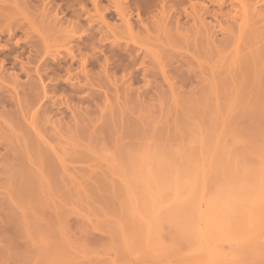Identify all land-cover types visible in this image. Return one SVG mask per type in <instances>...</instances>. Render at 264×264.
<instances>
[{"label":"rangeland","instance_id":"374dc122","mask_svg":"<svg viewBox=\"0 0 264 264\" xmlns=\"http://www.w3.org/2000/svg\"><path fill=\"white\" fill-rule=\"evenodd\" d=\"M88 1L0 0V264H46L50 249H54V246L59 247L60 244H62L60 247L63 249L65 247V250H68L71 256L76 258L75 262L78 261L79 264H144L146 256L143 258V255L137 254L135 251L136 256L132 250L129 251L131 248H125L123 240L121 241L119 234L115 233L118 224L114 221L118 220V209L122 210L124 206L120 205L123 204L120 202L124 201L123 192L133 189L135 193L137 189L131 185L134 183V173L131 172L129 166L133 167L130 163L131 160L126 161L129 159V154L130 156L131 153L133 156L145 155L147 163L151 162L150 169L147 166L151 173L155 168L156 171L158 169L157 163L156 165L153 163L156 161L155 157L158 158L161 155H159L161 149L166 154H171L175 151L182 153L181 150L183 151L185 147L184 151L189 153L188 143H193L194 138L192 140V137L196 136L197 143L198 138L200 137L199 140H201L203 137L204 140L201 141H203L204 150L209 151L208 154L213 151L212 154L210 153L211 155L206 153L211 164L215 159L214 156L217 155L215 152H217L216 149H219L220 144V148H222L224 142L231 145V142L235 141L228 133V128L234 126L233 129H235V124L238 125L235 130L238 131L239 139L242 136L240 141H243L240 143L243 144H239L240 147L237 144L238 149L236 145V148L232 146L236 150H231L239 152L245 146L251 147V145L253 149V147H259L260 143L264 146V110L262 109L263 112H260L261 109L256 110L258 107L264 108V90L262 91L264 83L261 82L264 81V55L263 58L260 55L264 51V0H247L245 3H242L243 0H240L241 2L234 0L235 3L233 0H225L227 5L224 4L226 11L223 10V13L226 16H223L220 9L212 12L211 9H217L219 2L209 3L202 0L203 3L200 0L201 5L210 7L208 11L210 10L212 13H208L207 10L205 12L203 9L204 11H200V17H197L198 13H195L196 16L192 15L194 16V18L191 16L192 19L184 16L176 17L181 21H175L172 19L175 16L172 17L170 14L171 20H168L167 15H165L166 17L163 15V17L159 14L162 17L161 21L159 16L154 18L151 12L149 17L152 18L149 19L146 15L148 10H146V14L142 13L144 11L141 12L142 15L138 14V17L141 15L146 19L141 21V23L145 22L144 26L138 25V20L140 22L137 17L138 11L134 12L136 7L133 6L131 13L133 16L129 15L132 16L133 20H131L134 23L131 22L135 25L132 26L131 23L133 33L131 26L130 30L128 29L129 32L126 24L122 25L123 23L118 21L119 18L111 8L113 12L109 11L111 13L108 15L113 14L107 15V20L110 24L119 23L117 29L113 26L114 24H111L116 34H113L115 31L110 33L111 28L105 30L106 27L103 26L107 23H100L98 18L88 21L94 10L92 9V13L86 10L92 7ZM228 3L230 4L228 5ZM103 4L108 5V2L104 0ZM248 6L249 8H247ZM229 9L230 11H227ZM233 9L237 12L235 13ZM197 11L199 12V10ZM87 12L90 14L88 17L85 14ZM202 17L206 21L204 18L200 19ZM188 19L191 20L186 23L185 20ZM196 19H199V22ZM201 21L203 22L201 23ZM179 22L182 24L180 25ZM196 22L200 24L197 25ZM88 23L89 25H86ZM138 26L145 27L146 30ZM102 27L103 30H101ZM134 27L138 31L142 29L141 32H135L137 30ZM183 27L185 31H182ZM109 37L112 38L109 39ZM89 44L90 47H87ZM127 44L129 45L126 46ZM92 46L94 47L92 48ZM69 47H72L74 51ZM257 57L260 59L258 60ZM44 63L46 64L42 65ZM81 63L86 64L81 65ZM43 66L45 67L43 68ZM251 69L256 72L255 75L258 77H255L254 72L253 76H250ZM39 75L41 76L39 77ZM239 75L242 78L240 80ZM33 76L35 78H32ZM225 77H230L229 81H231L229 82ZM251 77L252 79L247 81ZM252 80L256 85L250 84ZM73 82L78 84L77 89ZM258 84L260 85L257 86ZM222 86V89L218 88ZM231 86L239 91L233 90L232 94L235 96L232 95V98ZM248 86L250 89L247 90ZM254 86L256 89L262 87L259 91H262L263 94L259 95L261 92L258 94V91L252 89ZM228 89L231 90L229 94ZM236 92H238L237 96ZM255 92H257L256 96L253 94ZM252 95L259 97L258 99L263 103L259 104L257 98ZM241 97L245 102L240 101ZM234 98L238 103H234L236 102ZM248 100L249 102H246ZM250 101H254L253 104L258 101L259 105L252 104V106ZM232 104L234 105L232 106ZM254 107H256L255 111ZM249 108L252 109L249 111ZM226 110L235 111V113L231 117L232 112H226ZM236 110L238 111L236 112ZM244 110L250 113L248 114ZM35 112H38V117ZM197 112L198 114H195ZM243 112L246 114L244 117L241 116L244 115ZM253 112L258 115H253ZM215 114L217 120H223V122L217 121L216 124V121L214 122ZM48 116H51V120L48 119ZM186 116L191 121L186 120ZM218 116L220 117L218 118ZM221 116L225 119H221ZM228 116L231 118L229 119ZM33 118L37 120L34 121ZM189 122H193L194 125ZM221 123L225 124L224 128ZM200 125H204V128H201ZM186 126H193L194 131L200 132L198 134L200 136L198 137L197 132L194 131L195 135L190 136L193 129ZM206 126L208 129L205 128ZM210 128L213 130L212 137H214H210L212 139L209 138L212 133ZM226 129L227 131H225ZM233 129L232 131H235ZM217 131H219V135ZM207 133L210 135L208 136ZM226 136H229L231 140H228ZM253 138L257 139V143ZM27 140L28 143L30 142L29 144ZM244 140H247L245 144ZM248 141L251 145L246 143ZM211 143L213 146L208 147L209 150H207V145L209 146ZM38 145L40 146L38 147ZM146 145H148L147 148ZM230 145L228 147L231 148ZM262 145L260 147H263ZM31 146L34 148L31 149ZM169 147L175 150H170ZM197 148L199 147L197 146ZM199 149L201 150V148ZM135 150L138 151V154H135ZM151 150H154L155 154L150 153ZM184 151L183 155H185ZM20 154L21 157L23 155L22 159L20 156L16 157ZM27 154L31 155L27 156ZM168 156L170 157L169 154ZM246 156H244L245 160L248 158L251 163L254 162L253 159H249L250 156ZM29 157L31 158L29 159ZM149 157L152 158V161ZM18 159V166L19 163L22 164L19 167L15 161ZM130 159L132 158L130 157ZM208 164L209 162L206 166L207 170L209 169ZM154 166L156 167L154 168ZM126 168L131 171L127 172ZM16 169L17 171L13 172ZM37 172L39 176L36 175ZM128 173L133 175H128ZM130 176L133 179L128 178ZM26 177H28L27 180ZM22 178L24 181L20 180ZM31 178L32 181L34 180L33 183ZM131 179L133 181L130 183ZM25 180H30L27 184L32 183V187L34 186L35 189L32 187L29 189L33 192L24 188L25 191H28L23 193L22 187H20L21 190L18 188L22 186L21 183H26ZM9 182L10 184H8ZM37 182L41 185L40 187ZM36 188L37 191H35ZM39 188H42L43 192ZM12 196L13 198H11ZM33 198L34 200H32ZM29 208L30 210H28ZM24 209L27 210L24 211ZM21 211L25 212L24 215ZM26 212L28 221L25 217ZM29 222H31L30 225ZM14 235L18 236V239ZM52 243L54 245L51 246ZM262 252L263 255L250 258L252 262L245 260L238 264H249V262L250 264L254 262L255 264H264V251ZM139 256L142 257L139 258Z\"/></svg>","mask_w":264,"mask_h":264},{"label":"bare ground","instance_id":"6f19581e","mask_svg":"<svg viewBox=\"0 0 264 264\" xmlns=\"http://www.w3.org/2000/svg\"><path fill=\"white\" fill-rule=\"evenodd\" d=\"M103 1L104 0H89L88 2H90V5L92 6L90 9H86L88 12H91L92 9L93 10V13L90 15L87 13H85L86 17H88L89 15V18H88V21H93L94 18H98L100 19V23H104L107 25H104L103 27H106L105 30H107L108 28H111V31L110 33H112V31H115V29L119 28L117 26H119V23L115 24V23H111V24H114L113 28H115L114 30L112 29V25L109 23V20H107V15L108 13H111L114 11V13H116V17L119 18L118 21H121V23H123L122 25H125L127 27V30L129 29L130 30V26H131V23L133 22L132 20V10H133V6L134 8L136 7V10L134 12H137V17H138V14H140L142 11H146L148 12L146 14V12H142L143 14H146L147 15V18L149 17L150 12L152 13V16L155 18V17H160L159 14H161V16H165L167 15V18L168 20L170 19L171 20V16H175V18L173 17L172 19H175V21L177 20L176 17H179V16H184V17H187V18H190L192 15L196 16L195 13H198L199 15H197V17H200V11H202L203 9L205 10V12L208 11V6L207 5H201V2H203L201 0H106L108 2V5H104L103 4ZM204 1H208L209 3H218V6H217V9H211L212 12L213 10L215 11H222V14L223 16H226L224 15L223 13V10H225V5H227V3L225 2V0L223 1H216V0H204ZM240 1V0H238ZM251 1V0H249ZM253 1V0H252ZM223 2V3H222ZM225 2V3H224ZM234 2V0H233ZM241 2V1H240ZM239 2V3H240ZM247 2V0H243L242 3H245ZM257 2V1H255ZM204 3V2H203ZM232 3V2H231ZM235 3V2H234ZM241 3V4H242ZM251 3V2H250ZM230 3H228L229 5ZM237 4V3H236ZM255 4V3H254ZM217 5V4H216ZM240 5V4H239ZM246 5V4H245ZM248 5V4H247ZM246 5V6H247ZM236 6V5H235ZM241 6V5H240ZM243 6V4H242ZM256 6V5H254ZM150 7V8H149ZM219 7V8H218ZM234 7V6H233ZM232 7V8H233ZM244 7V6H243ZM251 7V5H250ZM258 7V6H256ZM254 7V8H256ZM111 8L113 11H111ZM200 8V9H199ZM228 8V7H227ZM231 8V9H232ZM239 8V7H238ZM238 8H236V10H238ZM242 8V7H241ZM249 8V6L247 7ZM246 8V9H247ZM261 8V6H260ZM245 9V8H244ZM199 10V12L197 11ZM203 10V11H204ZM207 10V11H206ZM240 10V9H239ZM248 10V9H247ZM259 10V9H258ZM95 11V12H94ZM111 11V12H109ZM197 11V12H196ZM226 11V10H225ZM227 11H230L227 10ZM234 11V9H233ZM241 11V10H240ZM86 12V11H85ZM204 12V13H205ZM210 12V10L208 11V13H212ZM235 13L237 11H234ZM244 12V11H243ZM242 12V13H243ZM248 12V11H247ZM258 12H261V11H258ZM257 12V13H258ZM96 14V15H93V14ZM141 13V15H142ZM217 13V12H216ZM215 13V14H216ZM221 13V12H220ZM231 14V12H228V14ZM233 13V12H232ZM239 13V12H238ZM113 14V13H112ZM112 14H109V15H112ZM132 15V16H129V15ZM135 14V13H134ZM154 14V15H153ZM170 14V15H169ZM227 14V15H228ZM240 14V13H239ZM108 15V16H109ZM140 15V17H141ZM157 15V16H156ZM169 15V17H168ZM204 15V14H203ZM236 15V14H235ZM243 15V14H242ZM250 15V14H249ZM248 15V17H249ZM163 16V17H164ZM194 16H192L194 18ZM205 16V15H204ZM214 16V15H213ZM217 16V15H216ZM219 16V14H218ZM232 16V15H231ZM238 16V14H237ZM136 17V18H137ZM138 17L140 19V22L138 20V25L140 24H145L144 23H141V21L143 22L145 18L143 17ZM151 17V16H150ZM149 17V19H151ZM166 17V16H165ZM191 17V19H192ZM220 17V16H219ZM230 17V16H229ZM116 18V19H117ZM137 18V19H138ZM143 18V19H142ZM153 18V19H154ZM196 18V17H195ZM204 17L200 18V19H203ZM243 18V17H242ZM241 18V19H242ZM111 19V18H110ZM132 19V20H131ZM142 19V20H141ZM158 19V18H157ZM162 19V17H160V20ZM166 19V18H165ZM165 19H164V22H165ZM191 19H188V20H185V22L187 23L188 21H190ZM215 19V18H214ZM217 19V18H216ZM239 19V20H241ZM247 19V18H246ZM249 19V18H248ZM95 20V19H94ZM136 20V19H135ZM146 20V19H145ZM178 20H180L178 18ZM177 20V21H178ZM194 20V19H193ZM198 20L197 22H199V19H196ZM205 20V18H204ZM113 21V20H112ZM116 21V20H115ZM132 21V22H131ZM151 21V20H149ZM162 21V20H161ZM173 21V20H172ZM181 21V20H180ZM195 21V20H194ZM206 21V20H205ZM99 22V21H98ZM137 22V20H136ZM174 22V21H173ZM196 22V23H197ZM203 21H201L202 23ZM90 23V22H89ZM86 24V25H89ZM120 23V25H121ZM134 23V22H133ZM132 23V26H135L133 25ZM178 23V22H177ZM180 23V22H179ZM92 24V23H90ZM94 24V23H93ZM137 24V23H136ZM167 24V23H166ZM165 24V25H166ZM168 24H169V21H168ZM175 24V23H174ZM182 24V22L180 23V25ZM194 25V22L192 23ZM200 24V23H199ZM197 23V25H199ZM205 24V23H204ZM111 25V26H110ZM121 25V26H122ZM129 28H128V26ZM141 25V26H142ZM147 25V24H146ZM145 25V27H146ZM171 25V24H170ZM177 25V24H175ZM179 25V24H178ZM188 25V24H186ZM101 26V25H100ZM120 26V28H121ZM131 26V32L133 30ZM141 26H138L140 28H142ZM144 26V25H143ZM185 26V25H184ZM95 27V26H94ZM103 27L101 28V30H103ZM143 27V28H145ZM192 27V25H191ZM196 27V26H194ZM198 27V26H197ZM196 27V28H197ZM97 28V26H96ZM95 28V29H96ZM142 28V29H143ZM170 28V27H169ZM187 28V27H186ZM189 28V27H188ZM93 29V28H92ZM125 29V28H124ZM134 29H136V27H134ZM142 29H136L137 31L135 32H141L140 30ZM182 31L184 30V27L181 28ZM98 30V29H97ZM128 30V31H129ZM146 30V28H145ZM144 30V31H145ZM148 30V29H147ZM180 30V29H179ZM99 31V30H98ZM185 31V30H184ZM198 31V30H197ZM87 32V31H85ZM90 32V31H89ZM106 32V31H104ZM130 32V31H129ZM146 32V31H145ZM88 33V32H87ZM100 33V32H99ZM116 34V31L113 32V34ZM133 33V32H132ZM143 33V31H142ZM179 33V32H178ZM183 33V32H182ZM94 34V33H93ZM93 34H91L93 36ZM141 34V33H139ZM95 35V34H94ZM180 35V34H179ZM178 35V36H179ZM98 36V35H97ZM105 36V35H104ZM106 37V36H105ZM104 37V38H105ZM184 37V36H183ZM81 39V37H79ZM89 38V36H88ZM112 38V37H109V39ZM115 38V37H114ZM85 39V38H84ZM91 39V38H90ZM88 40V39H87ZM92 41V40H91ZM90 42V40H89ZM95 42V40H94ZM98 42V41H97ZM68 43V42H67ZM79 43V42H78ZM83 43V42H82ZM91 43V42H90ZM96 43V42H95ZM66 44V43H65ZM84 44V43H83ZM86 44V43H85ZM129 44H127L126 46H128ZM79 46V45H78ZM97 46V45H96ZM87 47H90V44L89 46ZM94 46H92L93 48ZM104 48V46H101ZM100 47V48H101ZM70 49H72V47H69ZM97 49V48H96ZM95 49V50H96ZM106 49V48H105ZM104 49V50H105ZM261 49V48H260ZM264 49V47H263ZM262 49V50H263ZM73 50V49H72ZM94 50V49H93ZM103 50V49H102ZM137 50V49H136ZM262 50H260L262 52ZM74 51V50H73ZM259 51V52H260ZM72 52V51H71ZM103 52V51H102ZM104 53V52H103ZM259 54V53H258ZM257 55V54H256ZM260 55H262V58H263V55H264V51H263V54L261 53ZM259 55V56H260ZM249 57V56H248ZM252 57V56H251ZM251 59V58H249ZM248 59V60H249ZM258 59V57H257ZM256 59V60H257ZM260 59V58H259ZM258 59V60H259ZM253 60H254V57H253ZM255 60V61H256ZM263 60V59H262ZM247 61V60H246ZM252 61V60H250ZM249 61V63H250ZM242 62V61H241ZM261 62V61H259ZM248 63V61H247ZM253 63V61H252ZM258 63V62H256ZM46 63L42 64V65H45ZM83 63H81L82 65ZM86 64V63H84ZM83 64V65H84ZM243 64V63H242ZM246 64V63H245ZM255 64V63H254ZM260 64V63H259ZM41 65V66H42ZM48 65V64H47ZM102 65V64H101ZM258 66V65H257ZM262 66H263V63H262ZM45 66H43L44 68ZM249 68H251L249 65H248ZM247 67V69H248ZM253 67V66H252ZM260 67V66H259ZM83 68V67H81ZM86 68V66H85ZM39 69V67H38ZM37 69V70H38ZM46 69V68H45ZM254 69V68H253ZM251 69V74L250 76H253L252 73L254 72V75H255V71H256V68H255V71ZM43 70V69H42ZM41 70V71H42ZM250 70V69H249ZM40 71V72H41ZM86 71V69H85ZM39 72V71H38ZM250 73V72H249ZM263 73H264V69H263ZM30 74V73H29ZM41 74V73H40ZM236 74V73H235ZM240 74V73H239ZM243 74V73H242ZM245 74V73H244ZM248 74V73H247ZM31 75V74H30ZM261 75V74H260ZM263 75V74H262ZM41 75H39L40 77ZM248 76V75H247ZM264 76V75H263ZM255 77H258L255 75ZM261 77V76H259ZM28 78V77H26ZM30 78V77H29ZM32 78H35L34 76ZM53 78V77H51ZM222 78V77H221ZM226 78V77H225ZM230 78V77H229ZM229 78H226L228 79L229 81ZM232 78V77H231ZM239 80L241 78V76L239 75L238 76ZM245 78H247L245 76ZM39 79V78H38ZM57 79V78H56ZM55 79V80H56ZM224 79V78H223ZM222 79V80H223ZM242 79V78H241ZM249 79L251 80V78H248L247 81H249ZM257 79V78H256ZM260 79V78H259ZM262 79V78H261ZM264 79V78H263ZM262 79V80H263ZM27 80V79H26ZM31 80V79H30ZM33 80V79H32ZM43 80V79H42ZM41 80V81H42ZM53 80V79H51ZM70 80V79H69ZM236 80V78H235ZM255 80V79H254ZM34 81V80H33ZM220 81V79H219ZM227 81V80H226ZM231 81V80H230ZM229 81V82H230ZM256 81V80H255ZM254 81V82H255ZM259 80H257V83ZM30 82V81H29ZM28 82V83H29ZM240 82V81H239ZM243 82V81H242ZM244 82H246L244 80ZM252 82V83H251ZM253 80L250 81V84L252 85L253 83ZM262 83H264V81H261ZM27 83V82H26ZM37 83V82H36ZM74 83V82H73ZM76 83V82H75ZM74 83V84H75ZM78 83V82H77ZM222 83V81H221ZM225 83V82H224ZM223 83V84H224ZM249 83V82H248ZM73 84V85H74ZM220 84V83H218ZM222 84V85H223ZM242 84V83H240ZM255 84V83H254ZM253 84V85H254ZM72 85V86H73ZM76 85V84H75ZM78 85V84H77ZM77 85H76V88L77 89ZM217 85V84H216ZM215 85V86H216ZM243 85V84H242ZM249 85V84H248ZM250 85V86H251ZM256 85V84H255ZM260 84H258L257 86H259ZM262 85V84H261ZM43 86V85H42ZM57 86V85H56ZM117 86V85H116ZM218 86V85H217ZM224 86V85H223ZM222 87H218V88H223ZM238 86V85H237ZM37 87H38V84H37ZM47 87V86H46ZM71 87V86H70ZM233 86H231V90H229L228 94L230 93L231 91V98L233 97L232 94L233 93V90H237V89H233L232 88ZM236 87V86H235ZM245 87V86H244ZM264 87V84L263 86ZM262 87H258L256 89V87L254 86L252 89H255L256 91H258V94L261 95L263 94L262 91L264 90V88L262 89V91H259ZM40 88V87H39ZM56 88V87H55ZM73 88V87H72ZM80 88V87H79ZM216 88V87H215ZM214 88V89H215ZM230 88V87H229ZM243 88V87H242ZM49 89V88H48ZM239 89V88H238ZM243 89H246V88H243ZM250 89L249 86L247 87V90ZM37 90V88H36ZM85 90V89H84ZM83 90V91H84ZM241 90V89H240ZM76 91V90H75ZM78 91V90H77ZM76 91V92H77ZM221 91V90H220ZM227 91V89H226ZM238 91V90H237ZM244 92L246 90H243ZM31 92H34V91H31ZM38 92V91H37ZM81 92V91H80ZM239 92V91H238ZM238 92H236V96L238 95ZM243 92V94H244ZM252 92V91H251ZM250 92V93H251ZM264 92V91H263ZM42 93V92H41ZM44 93V92H43ZM82 93V92H81ZM225 94H227L226 92H224ZM249 93V92H247ZM249 93V94H250ZM256 93H253L255 96H256ZM80 94V93H79ZM90 94V93H89ZM215 94V93H214ZM218 94V93H217ZM224 94V95H225ZM35 95V94H34ZM93 95V94H91ZM252 95V96H254ZM258 95V96H259ZM39 96V95H38ZM227 96V95H225ZM224 96V97H225ZM235 96V95H234ZM241 96V95H240ZM247 96V95H246ZM254 96V97H255ZM41 97V96H40ZM239 97V96H238ZM244 97V95H243ZM250 97V96H249ZM31 98V97H30ZM39 98V97H38ZM42 98V97H41ZM228 98V97H227ZM237 98V97H236ZM245 98V97H244ZM257 98V100L259 101V104L263 103L260 100L258 99L259 97H255ZM260 98H262L260 96ZM264 98V97H263ZM43 99V98H42ZM235 99V98H234ZM37 100V99H36ZM81 100V99H80ZM242 100V97L240 99V101ZM35 101V100H34ZM228 101V100H227ZM233 101V100H232ZM234 103H238V101L235 99ZM244 101V99L242 100V102ZM252 101V100H251ZM250 101V104L252 105L253 102ZM258 101L257 103L255 102V104H253L254 106L256 104H258ZM30 102V101H28ZM39 102V101H38ZM42 102V101H41ZM229 102V101H228ZM245 102V101H244ZM246 102H249L246 101ZM32 103V102H31ZM233 103V102H231ZM29 104V103H28ZM35 104V103H34ZM33 104V105H34ZM242 104V103H240ZM239 104V105H240ZM246 104V103H245ZM249 104V105H250ZM258 104V105H259ZM193 105V104H191ZM231 105V104H230ZM234 104H232L233 106ZM238 105V104H237ZM250 105V107H251ZM252 105V106H253ZM229 106V105H228ZM227 106V107H228ZM257 106V105H256ZM263 106V104H262ZM39 107V106H38ZM243 107V106H241ZM248 107V106H247ZM33 108V107H32ZM73 108V107H72ZM75 108V107H74ZM211 108V107H210ZM209 108V109H210ZM229 108V107H228ZM227 108V109H228ZM232 108V107H231ZM246 108V107H245ZM253 108V107H252ZM252 108H249V111L250 109ZM255 108L254 107V111H255ZM235 110V108H233ZM239 109V107H238ZM258 109H261L260 112L264 110V108H257L256 110ZM263 109V110H262ZM215 110V109H214ZM247 110V108H246ZM244 110V111H246ZM229 111L231 113V117H232V114L235 113V111H230V110H226V112ZM238 110H236L237 112ZM241 111V109H240ZM239 111V112H240ZM243 111V109H242ZM249 111H246L248 114L250 113ZM39 112V111H38ZM38 112H35L37 113L36 114V117H38ZM47 112V111H46ZM73 112V111H72ZM245 112V113H246ZM252 112V111H251ZM201 113V112H200ZM211 113V111H210ZM254 113V112H253ZM41 114V113H40ZM195 114H198L195 113ZM237 114V113H236ZM235 114V115H236ZM240 114V113H239ZM238 114V115H239ZM244 114V112H243ZM43 115V114H42ZM45 115V114H44ZM201 115V114H200ZM246 114L244 115H241L242 117H244ZM253 115H258L256 113H254ZM251 115V116H253ZM47 116V115H46ZM195 116V115H194ZM197 116V115H196ZM195 116V117H196ZM213 116V115H211ZM215 116H217L216 114L214 115V118H216ZM260 116V114H259ZM40 117V116H39ZM49 117V116H48ZM51 117V116H50ZM50 117L48 119H50ZM189 117V116H188ZM193 117V116H191ZM194 117V118H195ZM220 116H218L219 118ZM222 117V116H221ZM231 117L228 116V118L230 119ZM235 119H236V116H234ZM256 117V116H255ZM45 118V117H44ZM53 118V117H52ZM213 119V117H211ZM239 118V116H238ZM246 118V117H245ZM248 119L250 117H247ZM258 118V117H257ZM256 118V119H257ZM34 119V118H33ZM36 119V118H35ZM34 119V121H35ZM189 119H191L189 117ZM221 119H225V118H221ZM228 119V120H229ZM242 120V118H240ZM244 119V118H243ZM253 119V118H252ZM255 119V120H256ZM37 120V119H36ZM42 120V118H41ZM47 120V118H46ZM51 120V119H50ZM186 120L187 119V116H186ZM185 120V121H186ZM193 120V118H192ZM197 120V119H196ZM227 120V119H226ZM224 120V121H226ZM238 120V119H237ZM254 120V119H253ZM258 120V119H257ZM188 121H191V120H188ZM186 121V122H188ZM216 121V124H217V121H219V119L217 120V118L214 120V122ZM221 121V120H220ZM219 121V122H220ZM233 121V119H232ZM44 122V121H43ZM42 122V123H43ZM46 122V121H45ZM50 122V121H48ZM54 122V121H53ZM196 123V121H194ZM207 122V121H205ZM223 122V120L221 121ZM235 122V121H234ZM239 122V121H238ZM237 122V123H238ZM51 123V122H50ZM183 123V122H182ZM190 124L193 122H189ZM198 123V121H197ZM233 123V122H232ZM39 124V123H38ZM37 124V127L39 126ZM202 124V123H201ZM205 124V123H204ZM223 125V123H221ZM36 125V124H35ZM186 125V124H185ZM184 125V126H185ZM197 126H199L198 124H195ZM207 125V124H206ZM222 125H221V128H222ZM225 125V124H224ZM223 125V128L225 127ZM258 125V124H257ZM256 125V126H257ZM201 126V125H200ZM204 125L201 126V128L203 127ZM236 126H238L237 124H235V129H236ZM240 126V124H239ZM244 126V125H243ZM242 126V128H243ZM188 127V126H186ZM190 127V126H189ZM188 127V128H189ZM192 129H193V126H191ZM190 127V128H191ZM227 127V126H226ZM250 127V126H249ZM252 127V126H251ZM33 128V127H32ZM189 128V129H190ZM204 128V127H203ZM205 128L208 129V127L206 126ZM222 128V129H223ZM234 126L228 128V133H230V137L232 138V140H235L233 142H231V145L230 143L226 144V142H222L223 143V147H221V144L219 145V149H216L217 152H215V154L217 153V155H215V159L211 160V164H210V158L208 157V155L211 153L212 154V149L209 154L205 149L204 147V144L202 143L203 141L201 140H204L203 137H201V140H199V136L198 135L200 132H198L197 130L194 131V129L190 132L191 135H198V143L201 141V143H198L196 142L197 141V138L196 136L192 137V140L194 138V140L192 141L190 139V141H192L193 143H188L189 144V147H190V150H189V153L188 151L185 152L184 151V148H183V151L185 153V155H183V151L181 150L182 153H176L175 152H172L171 154L168 153V150H167V153L170 155V157L168 156V154H166L165 151H163L162 149L160 150V153L157 158V156L155 157L154 161L156 166H158L157 168V171L155 170L156 166H154V172L153 170L150 171L148 170V168L150 169L149 167V164L151 163H147V160H145L144 156L143 155H139V156H133V153H131V156L129 154L128 156V160L126 161H130V163L133 165V167L131 165L130 168L131 170H129V168L127 169V172L129 170V172H133L134 173V179L130 176L128 178H132L134 180V183H132L131 185L135 188H137L135 190V193H134V190L133 189H127V193L123 192L124 196H123V200L122 202L120 203H123V204H120V205H124L122 207V210H119L118 209V220L119 222L117 223L118 220L114 221L116 222V224H118V226H116V230H115V233L119 234V236L121 237V241L123 242V244L126 245L125 248H131L129 251L132 250L133 253H135V251L137 252V254H140V255H143V258H146L145 261H144V264H238L242 261H245V260H250V258H255L257 257L258 255L262 254L264 251V146L260 143L259 145L263 146V147H260L258 144L259 147L255 148L253 147L252 149V145L249 143L250 141L246 142V143H249L251 145V147L249 146H245L243 149L242 148V151L240 150L239 152L237 151H233V150H236L234 149L235 145L238 149V145L240 144H243V143H240V139H242V136L240 137V139L238 138V131L236 132L235 129H233ZM245 128V127H244ZM248 128V127H246ZM245 128V129H246ZM263 128V127H261ZM41 127L39 128V131H40ZM219 129V127H218ZM235 130V131H232ZM244 129V130H245ZM253 129V127H252ZM250 129V131L252 130ZM256 129V128H255ZM202 130H205V129H202ZM211 130V128L209 129ZM207 130V132L209 131ZM217 130V129H216ZM215 130V131H216ZM241 130V129H240ZM243 130V131H244ZM254 130V129H253ZM260 130V129H259ZM185 131V130H184ZM190 131V130H189ZM195 133H194V132ZM206 131V130H205ZM212 133L211 135L209 133L208 136L209 138L212 137V134H213V130H211ZM221 131V130H219ZM219 131H217V134L219 133ZM224 131V130H223ZM227 131V129L225 130ZM224 131V132H225ZM248 131V129H247ZM256 131V130H254ZM253 131V132H254ZM258 131V129H257ZM262 131V129L260 130ZM210 132V131H209ZM223 132V133H224ZM246 132V131H244ZM252 132V131H251ZM259 132V131H258ZM194 133V134H193ZM216 133V132H215ZM222 133V132H221ZM231 133H232V136H231ZM247 133V132H246ZM255 133V132H254ZM254 133H253V136H254ZM262 133V132H261ZM25 134V133H24ZM37 134V133H36ZM42 134V133H41ZM188 134V133H187ZM203 134V133H202ZM205 134V133H204ZM206 134V135H207ZM29 135V133H28ZM219 135V134H218ZM204 136V135H203ZM224 136V135H223ZM222 136V138H223ZM228 136V137H229ZM249 136V135H248ZM262 136V134H261ZM263 136H264V131H263ZM262 136V137H263ZM26 137V136H25ZM34 137V136H33ZM38 137V136H37ZM214 137V136H213ZM212 137V138H213ZM217 137V136H216ZM215 137V138H216ZM227 137V136H226ZM225 137V138H226ZM227 139L228 140H231L230 137ZM246 137V136H245ZM257 137V136H256ZM196 138V139H195ZM210 138V139H212ZM221 138V137H220ZM221 138V139H222ZM260 138V137H259ZM40 139V138H39ZM189 139V138H188ZM206 139V138H205ZM250 139V137H249ZM255 139V138H253ZM35 140V139H34ZM41 140V139H40ZM217 140V139H215ZM188 141V140H187ZM206 141V140H205ZM222 141V140H221ZM227 141V140H225ZM245 141L247 140H244V144H245ZM254 141V140H253ZM256 141V142H255ZM255 143H257V139H255ZM262 141V140H261ZM260 141V142H261ZM38 142V141H37ZM196 142V143H195ZM237 142V143H236ZM27 143H28V140H27ZM30 143V142H29ZM28 143V144H29ZM36 143V142H35ZM216 143V141H215ZM187 144V145H188ZM191 144V145H190ZM197 144V145H195ZM207 144V142L205 143V145ZM209 144V143H208ZM234 144V145H232ZM238 144V145H237ZM248 144V145H249ZM41 145V144H40ZM38 145V147L40 146ZM141 145V144H140ZM201 145V147H200ZM225 145V146H224ZM228 145L231 146L228 147ZM239 145V147H240ZM20 146V144H19ZM23 146V145H22ZM28 146V145H27ZM35 146V145H34ZM148 145H146V148H147ZM197 146L199 148H201V150L199 148H197ZM213 146V144L211 143L209 146L207 145V150H209L208 147H211ZM232 146H234L232 148ZM244 146V145H243ZM17 147V146H16ZM21 147V146H20ZM26 147V146H25ZM24 147V149H25ZM36 147V146H35ZM141 147V146H140ZM144 147V145H143ZM166 147V146H165ZM189 147H187L189 149ZM235 147V148H236ZM19 148V147H18ZM34 147L31 146V149H33ZM149 148V147H148ZM160 148H163V147H160ZM170 150L173 149V151L175 150L174 148H171L169 147ZM179 148V147H178ZM216 148V147H214ZM36 149V148H35ZM133 149V148H132ZM139 149V148H138ZM142 149V147L140 148ZM139 149V151H140ZM157 149V148H156ZM182 149V148H181ZM233 149V150H231ZM14 150V149H13ZM20 150V149H19ZM23 150V149H21ZM27 150H28V147H27ZM40 150V149H38ZM131 150V149H130ZM137 150V149H136ZM135 150V151H136ZM144 150V149H143ZM146 150V149H145ZM148 150V149H147ZM155 150V149H154ZM154 150L151 152L149 151L150 153H153ZM44 151V150H43ZM158 151V150H157ZM162 151V153H161ZM243 151H245L243 153ZM28 152V151H26ZM34 152V151H33ZM45 152V151H44ZM43 152V154H44ZM125 152V151H124ZM134 152V151H133ZM20 153V152H19ZM25 153V152H24ZM140 153V152H139ZM144 153V152H143ZM146 153V151H145ZM144 153V154H145ZM165 153V154H163ZM176 153V154H175ZM188 153V154H187ZM208 155H207V154ZM18 154V152H17ZM135 154H138V151H136ZM142 154V153H141ZM149 154V153H148ZM155 154V153H153ZM153 154H149V155H153ZM158 154V152H157ZM156 154V155H157ZM210 154V155H211ZM25 155V154H24ZM31 155V154H30ZM29 154H27V156H30ZM45 155V154H44ZM176 155V157H175ZM246 155L250 156L251 158H249L250 160L253 159L254 162L251 163V161L248 160V158H246L247 160H245V157H247ZM21 157V154L16 156V157ZM133 156V157H132ZM148 156V155H147ZM172 156H174L173 158H171ZM245 156V157H244ZM23 157V155H22ZM21 157V159H22ZM130 157L132 159H130ZM213 157V158H214ZM15 158V156H14ZM25 158V157H24ZM31 157H29L30 159ZM45 158V156H44ZM47 158V157H46ZM20 159V161H21ZM147 159V158H146ZM150 161H152V158H150ZM28 160V159H27ZM124 160V159H123ZM17 161V167L21 166L22 164L19 163V166H18V160H15ZM51 161V159H50ZM112 161V160H111ZM158 161V162H157ZM28 162V161H26ZM114 162V161H113ZM121 162V161H120ZM125 162V161H124ZM209 162L208 166H209V169L210 171H208L206 168L207 166V163ZM128 162V164H130ZM24 164V163H23ZM27 164V163H26ZM122 164V163H121ZM126 164V162L124 163V165ZM25 165V164H24ZM23 165V166H24ZM112 165V164H111ZM123 165V166H124ZM127 165V164H126ZM125 165V166H126ZM10 166V165H9ZM12 166V165H11ZM28 166V165H27ZM51 166V165H50ZM55 166V165H53ZM115 166V164H114ZM119 166V165H118ZM122 166V167H123ZM128 166V167H129ZM148 166V168H147ZM212 166V167H211ZM14 167V166H13ZM153 167V166H152ZM151 167V168H152ZM21 168V167H20ZM57 168V167H56ZM118 168V167H117ZM12 169V168H11ZM15 169V167H14ZM24 169V167H23ZM28 168H26L27 170ZM114 169H116L114 167ZM123 169V168H122ZM124 169V170H126ZM134 169V170H133ZM20 170V169H19ZM22 170V169H21ZM48 170V169H47ZM53 170V169H52ZM120 170V169H119ZM118 170V171H119ZM123 170V171H124ZM14 171H17L16 170H13ZM28 171V170H27ZM37 171V170H36ZM50 171V169H49ZM47 171V172H49ZM117 171V170H115ZM114 171V173H116ZM9 172V171H8ZM26 172V171H25ZM29 172V171H28ZM35 172V170L33 171V173ZM53 172V171H52ZM51 172V174H52ZM120 172V171H119ZM154 172V173H153ZM4 174V172H3ZM17 174V173H15ZM32 174V173H31ZM47 174V173H46ZM113 174V173H111ZM122 174V173H121ZM119 174V175H121ZM132 174V173H130ZM128 173V175H130ZM153 174V175H152ZM12 175V173H11ZM21 175V173H20ZM38 172H37V174ZM42 175V174H41ZM118 175V176H119ZM124 175V174H123ZM127 175V176H128ZM133 175V174H132ZM27 176V174H26ZM53 176V175H52ZM57 176V175H56ZM29 177V176H28ZM26 177L25 179L27 180ZM35 177V176H33ZM54 177V176H53ZM122 177V176H120ZM41 178V177H39ZM126 178V179H128ZM7 179V178H6ZM110 179V178H109ZM129 180L130 183L131 181L133 180ZM20 180H23L24 179H20ZM19 180V182H20ZM25 180V181H26ZM108 180V179H107ZM13 181V180H11ZM21 181V182H23ZM30 181V180H28ZM28 181H26V183H23L25 184V186H23V184L21 183L20 185L22 186H19V184H17V186H19L18 188L20 189V187H22V190H25L29 189V187H32V183L34 182V180L32 181V178H31V181L32 183L30 184H27ZM36 181V180H35ZM40 182V180H38ZM17 182V181H16ZM114 182V181H112ZM121 182V181H120ZM38 183V182H37ZM10 184V182L8 183ZM36 184V183H35ZM118 184V183H117ZM31 185V186H30ZM34 185V184H33ZM104 185V184H103ZM113 185V184H112ZM126 185V184H125ZM3 186V185H2ZM6 186V185H5ZM15 186V185H14ZM36 186V185H35ZM38 186L40 187L41 185L38 183ZM106 187H108L106 184L104 185ZM130 186V185H129ZM34 187V186H33ZM32 187V188H33ZM31 188V189H32ZM35 189V188H33ZM40 189V188H39ZM42 189V188H41ZM40 189V190H41ZM6 190H9V189H6ZM21 190V189H20ZM23 191V193L27 192V191ZM39 190V191H40ZM43 190V189H42ZM41 190V191H42ZM117 190V189H116ZM129 190H130V193H129ZM12 191V190H11ZM32 190H30L29 192H31ZM37 191V188L36 190ZM114 191V189H113ZM119 191V189L117 190ZM8 192V191H7ZM20 192V191H19ZM33 192V191H32ZM43 192V191H42ZM41 192V193H42ZM45 192V191H44ZM122 192V191H121ZM15 193V192H13ZM116 193V192H115ZM114 193V194H115ZM118 193V192H117ZM120 193V192H119ZM44 194V193H43ZM28 195V194H27ZM33 195V194H32ZM35 196V195H34ZM37 196V195H36ZM39 196V195H38ZM37 196V197H38ZM23 197H24V194H23ZM40 197V196H39ZM13 198V196L11 197ZM20 198V197H19ZM26 198V197H25ZM28 198V197H27ZM26 198V199H27ZM43 198V197H42ZM9 199V198H8ZM17 199V198H16ZM30 199V198H29ZM34 200V198L32 199ZM36 200V199H35ZM38 200V199H37ZM119 201V199H117ZM15 201V200H13ZM19 201V200H18ZM23 201V200H22ZM25 201H28V200H25ZM44 201V200H42ZM36 202V201H34ZM111 202V201H110ZM109 202V203H110ZM28 203V202H27ZM108 203V202H107ZM108 203V204H109ZM118 203V202H117ZM112 204V202H111ZM116 204V203H114ZM23 205V204H22ZM22 205L20 207H22ZM35 205V204H34ZM37 205V203H36ZM117 205V204H116ZM119 205V203H118ZM30 206V205H29ZM110 206V205H109ZM27 207V206H26ZM22 208H25V207H22ZM112 208V207H110ZM118 208V207H117ZM120 208V207H119ZM116 209V208H115ZM121 209V208H120ZM27 209H24V211H26ZM30 210V208L28 209ZM39 211V210H38ZM117 211V210H116ZM114 213V211H111ZM21 213H23L21 211ZM20 213V215H21ZM25 213V212H24ZM24 213L22 215H24ZM27 212L25 214V217L27 216ZM115 215V214H114ZM30 217V216H28ZM14 218V217H13ZM19 218V217H18ZM116 218V217H115ZM26 220L28 221L29 219H27L26 217ZM36 220V219H35ZM19 221V220H18ZM31 222H29V225H30ZM14 224V223H13ZM19 224V223H17ZM115 224V225H116ZM112 225V224H110ZM109 225V226H110ZM10 226V225H9ZM26 226V225H24ZM21 227V226H20ZM23 227V226H22ZM30 227V226H29ZM107 227V226H106ZM16 229H18L17 227H15ZM14 228V229H15ZM31 228V227H30ZM33 228V227H32ZM111 228V227H110ZM108 228V229H110ZM29 229V228H28ZM36 229V228H35ZM113 229V228H112ZM15 231V230H14ZM21 231V230H20ZM17 232V230H16ZM113 234L114 232L111 231ZM18 233H20L18 231ZM22 233V232H21ZM15 234V233H13ZM26 234V233H25ZM17 235V233H16ZM20 235V234H19ZM23 235V234H22ZM21 235V236H22ZM15 236V235H14ZM20 236V237H21ZM18 237V236H17ZM16 236L15 238L18 239ZM23 237V236H22ZM55 237V236H54ZM116 237V235H115ZM119 237V238H120ZM57 239V238H56ZM119 240V239H118ZM52 241V240H51ZM118 242V241H117ZM55 243V242H54ZM51 246L54 245L53 243L50 244ZM50 245L48 246L50 248ZM62 244H60L61 246ZM124 245V246H125ZM55 247L54 246V249H50V253H48V258H47V262L46 264H79V262H75V259L76 258H73L71 256V254L69 253V251L65 250L66 248L64 247V249L62 247ZM122 246V245H121ZM48 249V248H46ZM134 250V251H133ZM71 251V250H70ZM128 249H127V253L129 252ZM126 253V252H124ZM131 253V252H130ZM132 254V253H131ZM130 254V255H131ZM137 254L135 253V255L137 256ZM263 255V254H262ZM75 257V255H73ZM47 257V256H46ZM142 257V256H139V258ZM144 260V259H142ZM253 260V259H252ZM255 260V259H254ZM258 260V259H257ZM248 261H246L248 263ZM251 261V260H250ZM252 262V261H251ZM45 263V262H44ZM143 263V262H142ZM257 263V262H256ZM83 264V263H82ZM250 264V262H249ZM255 264V262L253 263Z\"/></svg>","mask_w":264,"mask_h":264}]
</instances>
